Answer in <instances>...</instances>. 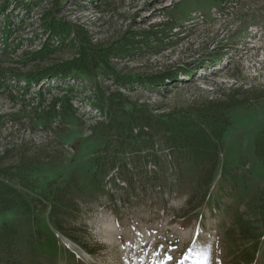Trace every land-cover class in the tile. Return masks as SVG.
<instances>
[{
    "label": "rangeland",
    "instance_id": "obj_1",
    "mask_svg": "<svg viewBox=\"0 0 264 264\" xmlns=\"http://www.w3.org/2000/svg\"><path fill=\"white\" fill-rule=\"evenodd\" d=\"M211 112L213 179L187 139ZM263 129L264 0H0V178L31 208L0 225L41 230L23 264H264Z\"/></svg>",
    "mask_w": 264,
    "mask_h": 264
},
{
    "label": "trees",
    "instance_id": "obj_2",
    "mask_svg": "<svg viewBox=\"0 0 264 264\" xmlns=\"http://www.w3.org/2000/svg\"><path fill=\"white\" fill-rule=\"evenodd\" d=\"M48 30L51 34L61 36L64 34L65 28L59 22H53L50 24ZM107 52L108 51H105L106 54ZM90 55H92L91 58L93 61H99L100 57L97 52H92V54ZM70 64L71 66H69L68 64L67 67H64L60 70L61 74L67 75L68 72L70 73V71L75 67L86 70L87 61L85 59V53L79 56L77 59H74V61H70ZM45 74H48L47 69H41L36 71L34 75L28 74V77L26 78L32 77V79L39 80L41 76ZM160 82H163V79H161ZM208 103L212 106L215 101H209ZM53 106L55 107V104L52 105V111H55ZM213 114V112L208 113L209 116L204 118V123H200L199 127L194 130V133L187 136V139H191V137L195 139L194 143L196 147H198V149L200 148V151L196 148L195 151H192L193 156L198 160L195 163L197 165L207 166V168L211 171V179H213L216 174L218 157L219 153L221 152V139L228 126V118L226 114L223 115V117L218 122L215 121L216 119H212L215 115ZM173 128V125H169L168 131H173ZM191 128H193V126ZM141 132L142 131H138L136 133V136H141L143 134ZM255 143L257 146L256 153L262 160H264V129L257 136ZM208 144H211V147L208 146ZM183 147L188 150L193 149L190 148L192 146L188 144L183 145ZM25 196L26 194L18 191L14 185L6 182L4 178H0V213L7 212L16 208L30 210V205L27 203V197ZM35 233H41V230L35 229L33 231L32 229L28 232L27 235H23L19 233L14 223H2L0 225V257H13L16 261L18 259V261L15 262L16 264H23L24 258L26 256H36L37 254L35 253V251H28V248H35L33 242L30 240ZM53 244L54 243L52 241L48 240L44 241L41 246L43 247Z\"/></svg>",
    "mask_w": 264,
    "mask_h": 264
}]
</instances>
